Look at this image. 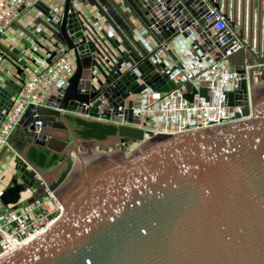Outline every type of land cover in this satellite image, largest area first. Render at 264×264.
Returning a JSON list of instances; mask_svg holds the SVG:
<instances>
[{
    "label": "water",
    "instance_id": "95a60500",
    "mask_svg": "<svg viewBox=\"0 0 264 264\" xmlns=\"http://www.w3.org/2000/svg\"><path fill=\"white\" fill-rule=\"evenodd\" d=\"M107 1L132 28L120 7L113 0ZM191 2L177 0L175 8L183 16V24L192 23L191 27L198 33L200 28L193 24L192 17L199 25L204 23V18L196 15ZM146 3L149 7L153 5L151 0ZM37 7L46 11L40 2ZM150 17L155 15L151 13ZM226 19L233 29V22ZM172 30L161 25L159 34L169 40ZM57 37L72 49L75 62L66 84L50 97L59 108L75 110L76 106L91 102L89 109L79 108V111L97 114L96 106L103 100L122 107L127 90L136 93L142 89L143 84L136 85L133 74L117 78L118 64L112 68L115 72L105 74L91 59L90 43L84 44L82 38L77 44L72 42L81 37V32L70 0H64ZM225 46L221 47L222 51ZM13 52L16 54L17 50ZM54 54L52 51L47 62ZM249 54L254 55L250 49ZM244 55L240 48L228 52L226 59L241 76L237 93L245 101ZM8 61L16 74L23 67L31 68L24 59ZM245 63L254 64L251 57ZM255 63L262 70L257 79L264 80V58ZM91 65L101 74L96 88L88 85ZM145 67L146 63L137 66L141 73ZM252 71L253 68L247 72L248 83ZM141 77L146 79L144 73ZM80 78H85L83 84L90 86L89 92H78ZM5 83L0 85V118L13 94L8 88L11 81ZM169 87H173L170 82L162 89ZM254 87H249L250 111L244 120L159 134L128 154L101 151L99 156L82 164L77 156L79 148L69 144V131L60 119L64 113L40 106L32 117L26 109L18 126L31 130V122L39 120L40 127L36 134L26 133L25 147L36 145L50 153H64V162L70 152L75 156L54 191L62 207L59 216L38 235L1 256L0 264H264V86ZM198 93L205 96V89L200 88ZM114 95L117 97L112 99ZM191 96L192 93L184 95L187 100ZM230 103L231 93H228L227 104ZM126 105L129 108L131 101ZM242 114L247 115L248 109L243 108ZM123 115L127 122L132 121L130 109ZM104 116L109 118L114 114L104 111ZM111 136L118 142L142 139L141 130L118 124L114 135L89 141L92 145L108 143ZM76 158L80 163L72 172ZM25 166V163L15 166V173L0 195L3 204L14 207L26 179H29L27 185L34 181V171ZM40 193L41 187L36 195Z\"/></svg>",
    "mask_w": 264,
    "mask_h": 264
},
{
    "label": "built area",
    "instance_id": "2783aa9c",
    "mask_svg": "<svg viewBox=\"0 0 264 264\" xmlns=\"http://www.w3.org/2000/svg\"><path fill=\"white\" fill-rule=\"evenodd\" d=\"M113 1L130 22L131 16L138 20L137 26L131 22L132 28L128 27L129 45L123 42L118 26L109 12V7L112 6L107 0H70L72 12L81 32V37L72 39V42L77 44L82 38L84 44L90 43L93 46L91 59L105 74L109 71L115 72L112 68L118 64L117 78L125 74H133L135 84H143V87L136 93L127 90L122 107L106 104L103 100L96 106L97 114H93L79 111V108L89 109L91 102L82 103L81 106H76L75 110H68L59 108L57 103L50 99L57 93L59 87L66 84L75 69L72 49L67 48L66 44L57 37L64 0H59L55 4L45 3L42 0H0V38L10 37L11 26L19 28L18 40L11 38V42L15 44L12 50L9 49L10 51L7 52L4 46L0 49V63L3 59L7 61L24 59L31 66V68L23 67L20 74H16L12 67L9 72L8 79L13 80L17 88L13 91L10 105L6 111H2L3 115L0 118V150L9 145L10 134L17 127H21L18 126V121L24 111L29 109L31 116L34 117L37 115L36 108L40 106L112 123L115 126L124 124L141 130V140L117 142L113 145V150L109 149L110 151L118 149V152L121 150L123 154L130 153L143 141L159 134L213 127L248 118L249 87L264 83V80L257 79L262 74V70L255 63L257 59L264 58V13L259 25V41L252 36L247 42L234 28H230L226 19L229 16L222 12L219 5L214 6L215 0H193L190 3L196 15L204 18V23L199 25L192 17L193 24L200 28L198 33L191 27L192 23L183 24V16L180 10L175 8L177 0H151L153 2L151 7L147 5L146 0ZM39 2L45 6L46 11L37 7ZM85 2L96 7L95 16L89 14ZM261 4L264 8V0H261ZM77 6L80 8L77 9ZM31 8L34 9L33 15L26 19L24 27H20L18 18ZM151 13L155 15L154 18L150 17ZM229 21L232 20L229 18ZM42 24L52 31L51 46L39 44L41 39L51 38L41 30ZM161 25H164L165 29L173 28L169 40L160 36ZM67 35L71 36L72 33ZM19 37L28 42L27 47L19 41ZM130 44H137L139 49L131 47ZM225 44L222 51L221 47ZM240 48L245 54L242 66L246 81L245 101L237 93L241 76L235 71L236 67L226 59L228 52ZM249 49L254 55L249 54ZM13 50H17V53H11ZM52 51H55V54L47 62ZM131 56L136 60H132ZM247 57H251L255 66L245 63ZM143 63H146V67L141 73L137 66ZM251 68L253 71L251 81L248 83L247 72ZM4 73L5 69H2L1 86L6 84ZM143 73L146 79L141 77ZM98 78L101 79L99 69L91 65L88 85L96 88ZM84 81L85 78L79 79V93L91 90L90 86H84ZM168 82L173 84V87L162 89V86L167 85ZM186 84L189 85L188 89L185 88ZM200 88L205 89V96L198 93ZM189 93H192V96L187 100L184 95ZM228 93H231L230 104H227ZM129 94H135L136 98L130 100L131 105L127 108L128 100L125 101V98ZM116 97L114 95L112 99ZM243 108L248 109L247 115L242 114ZM127 109L131 111V122H127L123 115ZM104 111L114 114V117L106 118ZM31 125V130L21 127L25 134L38 133L40 121L34 120ZM70 153L74 159L73 153ZM12 158L15 166L25 163L27 170L34 171V181L27 185L29 179H26L27 182L24 183L23 190L29 193L25 202L16 201L13 207L12 204L5 205L0 200V257L42 232L62 210L54 195L58 183L55 185L53 182L46 183L18 151L13 152ZM39 187L41 193L37 196ZM4 188L5 186H0V195ZM30 198L33 200L28 202Z\"/></svg>",
    "mask_w": 264,
    "mask_h": 264
},
{
    "label": "crops",
    "instance_id": "0c3cea01",
    "mask_svg": "<svg viewBox=\"0 0 264 264\" xmlns=\"http://www.w3.org/2000/svg\"><path fill=\"white\" fill-rule=\"evenodd\" d=\"M215 1L220 6L222 12L229 16V18L233 22V28L235 29V31L238 34H240V36L243 37V39L245 41H247V42L250 41L252 36H254L255 39L259 41V39H260V37H259V25L261 22V17L263 16V13H264V8L261 4V0H257V5H258L257 7L258 8H257L256 12L252 9L253 0H231V1L230 0H215ZM14 27L16 28V26H14ZM14 46H15V44L11 42V44L8 45V48L5 47L4 49H5V51L9 52L10 50H12V48ZM130 46L136 47L137 49H139L138 48L139 46L137 44H130ZM11 53H14V52L11 51ZM7 80L11 81V84L8 86V88L12 91L16 90L17 85L15 84V82L11 79H7ZM68 116L78 117V118H81L84 120H94V119L84 118V117L77 116V115H74L71 113H64L63 118H60V119L64 124H66V128L69 131V135L71 137V141L69 144L72 145L74 142L77 143L78 140H81V141L91 140L90 138L89 139L79 138L75 134L76 127L73 124H71L70 122H68V120H67ZM94 121H98V120H94ZM17 130H20L23 133V135H25V137H26L25 131L21 127H17L10 134V136L12 135V137H13V136L17 135V132H16ZM115 141H118L117 138L114 136H111L108 143H115ZM25 143H26V141H25ZM27 147H25V144H24L21 151L20 152L18 151L24 160H25L24 153H25V150ZM14 151H17V150H15L10 143L7 147H4L0 150V186H2V184H3V186H5L8 183L9 178L16 171L15 164H13V158H12ZM52 154H55V153H52ZM63 154H60L61 158L53 166H51L47 169H37L34 166H32L31 164H29L26 160L25 161L31 167H33L34 169H36L38 171L41 178H43L47 182H50L51 180H53V178H58L60 176L61 172L63 171V168L61 167V165L59 166V164H63V162H64V158L66 155L65 154L63 155ZM7 155H8V158L4 162H2L4 159V156H7ZM68 160H70V162H71V159H68ZM9 167L12 168V170H10L8 172ZM4 178H6V182H4Z\"/></svg>",
    "mask_w": 264,
    "mask_h": 264
},
{
    "label": "trees",
    "instance_id": "16d2710c",
    "mask_svg": "<svg viewBox=\"0 0 264 264\" xmlns=\"http://www.w3.org/2000/svg\"><path fill=\"white\" fill-rule=\"evenodd\" d=\"M109 12L113 17V21L118 26V30L123 37V42L128 46V43L130 41V29L119 17V15L110 7ZM67 120L76 127L75 134L79 138L83 139L90 138L102 140L107 135H114L116 132V126L112 123H105L94 120H84L78 117L71 116H68ZM16 132L17 135L13 137L11 135L8 141L15 150L20 152L27 138L25 137V135H23L20 130H17ZM24 156L25 160L37 169H47L53 166L61 158L59 154H52L48 150H45L40 146L36 145L28 146L25 150ZM70 163V160H68L66 162V166H68V164L70 165ZM64 175L65 171L63 170L59 176V181L63 178ZM59 181H56V183Z\"/></svg>",
    "mask_w": 264,
    "mask_h": 264
},
{
    "label": "rangeland",
    "instance_id": "374dc122",
    "mask_svg": "<svg viewBox=\"0 0 264 264\" xmlns=\"http://www.w3.org/2000/svg\"><path fill=\"white\" fill-rule=\"evenodd\" d=\"M43 2H45V3H51V4H55V3H58L59 2V0H42ZM116 1H118V0H116ZM231 1V0H230ZM258 5H257V0H253V2H252V9L256 12L257 11V7ZM80 7H78L77 6V9H79ZM85 8L88 10V12H89V14H92V15H96V13H97V11H96V7L94 6V5H92V4H90L89 2H85ZM33 13H34V9L33 8H31V9H28L26 12H24V13H22L21 15H20V17L18 18V24H19V26L20 27H24V25H25V23H26V19H28V18H30L32 15H33ZM130 19H131V22L135 25V26H137L138 25V20L135 18V17H133V16H131L130 17ZM101 23H102V21H101V19L99 20ZM255 23V22H254ZM18 30H19V28H15L14 26H11L10 27V29H9V32H10V37H1L0 38V49H3V46L4 47H8V45H10L11 44V38H13V39H15L16 41L18 40V34H17V32H18ZM41 30L43 31V33L44 34H46V35H48V36H51V38L50 39H41L40 41H39V44L40 45H48V46H51V43H52V38H53V36H52V31L47 27V26H45V25H41ZM20 38V40L19 41H21V43L25 46V47H27L28 46V42L24 39V38H21V37H19ZM171 44L169 43L168 44V46H170ZM15 49H17V48H15ZM18 50V49H17ZM26 52V51H25ZM2 69H5V73L3 74V78L5 79V80H7L8 79V76H9V72H10V70H11V65L9 64V62L6 60V59H3L2 61H1V63H0V71L2 70ZM257 88L259 87V88H262L263 86H264V83H262V84H258V85H255ZM135 98H136V96H135V94H129L126 98H125V101L126 100H135ZM118 141H115V143H105V142H103V143H100V142H98V143H96L95 142V144L94 145H92L91 144V142L89 141V140H85V141H81V140H78V142L76 143V142H74L72 145H77V147L79 148V150L83 153L85 150H84V148H83V146L84 145H91V147H94L97 151H103V152H105V153H107V152H112V151H110V150H113V148L112 147H114L113 145L114 144H116ZM110 149V150H109ZM136 149V148H135ZM118 152V149H114V152ZM120 152H121V150H120ZM9 155V154H8ZM8 155L7 156H4V159H3V161L2 162H4L7 158H8ZM64 155V154H63ZM68 159H71V163H70V165L68 164V166H66V162L68 161ZM68 159L67 160H65V162H63V164H60L61 165V167L63 168V170L65 171V174L68 172V170L70 169V167H71V165H72V162L74 161V159H73V157L70 155V157H68ZM14 164V163H13ZM10 170H12V168H10L9 167V169H8V172L10 171ZM65 176V175H64ZM63 176V177H64ZM62 180V179H61ZM60 180V181H61ZM56 181H59V177L58 178H53V180H51L50 182H53V185H55V184H57V183H59V182H57L56 183ZM4 182H6V178H4ZM2 186H3V184H2ZM6 186V185H5ZM28 196H29V193L26 191V190H23V191H20L19 192V198H18V200H17V202L18 203H23V202H25L26 201V199L28 198ZM49 205H50V202L48 203Z\"/></svg>",
    "mask_w": 264,
    "mask_h": 264
},
{
    "label": "bare ground",
    "instance_id": "6f19581e",
    "mask_svg": "<svg viewBox=\"0 0 264 264\" xmlns=\"http://www.w3.org/2000/svg\"><path fill=\"white\" fill-rule=\"evenodd\" d=\"M254 88H256V86ZM83 148L85 150L83 153L80 150L77 152V156L78 158H80L81 164H82V161L90 162V160H92L95 156H99L100 155L99 152H101V151H97L94 147H91V145H84ZM115 154H117V152ZM73 156L75 155L73 154ZM80 161L76 158V161L72 168V172L77 170Z\"/></svg>",
    "mask_w": 264,
    "mask_h": 264
}]
</instances>
